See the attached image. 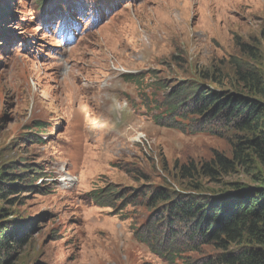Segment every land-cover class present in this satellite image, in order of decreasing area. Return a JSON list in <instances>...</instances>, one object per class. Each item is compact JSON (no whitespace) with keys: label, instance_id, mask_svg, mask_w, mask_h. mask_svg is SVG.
Returning <instances> with one entry per match:
<instances>
[{"label":"rangeland","instance_id":"1","mask_svg":"<svg viewBox=\"0 0 264 264\" xmlns=\"http://www.w3.org/2000/svg\"><path fill=\"white\" fill-rule=\"evenodd\" d=\"M65 4L82 28L71 45L57 34L58 8ZM0 7V171L26 163L40 173L35 190L21 195L22 206L14 208L39 222L24 248L30 257L13 262L199 259L183 252L171 262L137 238L156 218L145 193L156 187L185 193L181 167L192 165L196 182L216 154L230 159V144L192 126L157 125L154 105L168 86L207 85L203 74L231 75L238 41L257 40L264 50V0H46L41 11L34 0H0ZM222 86L229 89L228 82ZM41 128L44 133L32 138ZM137 134L145 136L143 146ZM231 182L257 185L242 171L200 183L218 190ZM109 187L126 198L99 208L92 193ZM173 219H166L168 226ZM166 222L158 227L165 233L160 249L171 232Z\"/></svg>","mask_w":264,"mask_h":264},{"label":"trees","instance_id":"2","mask_svg":"<svg viewBox=\"0 0 264 264\" xmlns=\"http://www.w3.org/2000/svg\"><path fill=\"white\" fill-rule=\"evenodd\" d=\"M34 2L40 6L43 0ZM254 43L257 45L236 43L239 58L229 60L231 75L203 74L207 85L190 81L168 86L162 100L154 105L159 113L154 118L157 125L204 130L225 138L231 150L230 159L216 154L210 165L204 164L196 182L193 166H182L179 179L186 185L185 193L156 187L150 195L145 193L146 198L142 195L156 218L153 227L137 238L153 244L160 257L171 262L179 253L193 252L200 258L184 264H264V50L259 41ZM223 82H228L229 89H223ZM40 133H44L42 128L32 138ZM10 164L0 171V264L29 259L24 248L31 243L39 223L15 213L14 208L22 206L17 202L21 195L35 190L40 173L26 163L20 167ZM236 171L252 176L257 185L231 182L222 184L224 189L202 188L203 178L215 180ZM125 198L110 187L92 193L99 208L114 206ZM169 217L174 219L168 226ZM163 221L171 232L165 237L167 246L160 249L165 233H159L158 227ZM175 223L180 227L172 229L170 225ZM202 248L212 252L207 255Z\"/></svg>","mask_w":264,"mask_h":264},{"label":"clouds","instance_id":"3","mask_svg":"<svg viewBox=\"0 0 264 264\" xmlns=\"http://www.w3.org/2000/svg\"><path fill=\"white\" fill-rule=\"evenodd\" d=\"M139 135H141V134H139ZM139 135H138V136H139ZM144 137H145V136H143V138H141V141H140V139H139V141H138V143L141 144L142 146H143V142H145ZM105 189H106V188H105ZM100 190H104V189H100Z\"/></svg>","mask_w":264,"mask_h":264}]
</instances>
